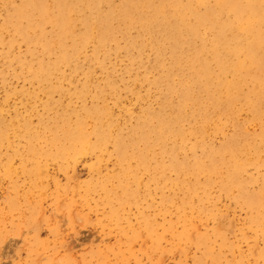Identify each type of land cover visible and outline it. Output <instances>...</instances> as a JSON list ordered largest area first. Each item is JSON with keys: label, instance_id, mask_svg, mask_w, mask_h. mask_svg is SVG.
<instances>
[{"label": "rangeland", "instance_id": "rangeland-1", "mask_svg": "<svg viewBox=\"0 0 264 264\" xmlns=\"http://www.w3.org/2000/svg\"><path fill=\"white\" fill-rule=\"evenodd\" d=\"M25 1L0 0V264H264V68L246 55L255 38L239 36L243 50L226 56L222 75L210 64L216 30L190 38V50L181 51L202 44L213 80L196 81L201 62L172 60L179 18L169 17L167 34L153 22L146 31L137 16L123 17L120 0H102L68 14L65 27L75 36L64 46L79 56L59 64L58 30L37 9L19 17ZM34 1L48 11L56 2ZM107 18L112 38L104 46L80 43L86 31L100 32L89 23ZM235 34L226 30V41ZM263 46L264 38L255 54L264 60Z\"/></svg>", "mask_w": 264, "mask_h": 264}, {"label": "bare ground", "instance_id": "bare-ground-1", "mask_svg": "<svg viewBox=\"0 0 264 264\" xmlns=\"http://www.w3.org/2000/svg\"><path fill=\"white\" fill-rule=\"evenodd\" d=\"M50 1V0H49ZM55 1V0H54ZM105 1H107V0H105ZM114 1V0H113ZM122 3H121V7L119 8L120 9V11H122V13H123V17L126 19V20H128L129 22H133L135 19H136V16H137V21H138V23H139V25L143 28V29H146V31H148L149 30V26L151 25V23L153 22L156 26H159V28H161L162 29V31L164 30L166 33L165 34H167L170 30H171V27L168 25V22H169V17L170 16H173V17H175V18H179V25H180V27H178V29H177V34H176V36H175V38L178 40H176L175 38V40H173L174 41V45H173V50H174V48H175V50H174V53H173V57L172 56H170V57H172L173 59L172 60H174L175 59V61L180 65V63H179V61L182 59V58H184V61H186V62H190V65H191V63H193V62H201V67H202V71L200 72V73H195L194 71V74H196L198 77H195L193 74L191 75L194 79H196V81H197V79H201V78H206V80H204V81H207V82H209V84L213 81H211V79H209V76L211 75L210 74V71H208V69H207V64L205 63V59H204V57H203V60H204V62H203V60H201V55H202V53L205 51V47L204 46H202V44H201V47L199 46L198 47V49H193V52L191 53L190 52V54H184V53H186V51L183 53L182 51H181V49H184L185 47L187 48L188 47V50H190V45H192V44H189V40H191L190 38H201L202 36H201V34H202V32H204V29H215L216 30V38L214 39V41L213 40H211L212 41V44L210 45V51L212 52V59H213V61H212V63H210V64H216L217 63V65H218V68L217 69H219V75H222V74H225L230 68H229V63H228V59L226 58V56L229 54H231V53H234V54H237V53H239L240 52V50H243V48L242 47H240V46H238V39H240L239 38V36H250V35H252L253 36V38H255V42L254 43H251L250 45H248V49H247V51H246V55H247V57L249 58V60H250V62L253 64V65H256L257 67H256V70L258 69V67H263L264 68V60L262 59V57H258V56H256V54L255 53H257V54H259L258 52H256V51H259V50H256V49H258L259 47L258 46H260L261 45V42H262V40H263V38H264V29H261V25L263 24L264 25V0H120ZM210 1H214L215 3V5L214 6H211L210 7V5L208 4ZM51 2V1H50ZM100 2H102V0H56V4L54 3V7H53V9H52V7H51V10H47V8H45L44 6H42V5H37V3H36V1H34V0H26L25 1V3H24V5H23V7L20 9V11H19V13H18V16L19 17H21V18H26L27 17V15H29V13L31 12V11H33V10H38V12L39 13H41V14H43V19L44 20H48L49 22H51L52 24H51V26L50 27H52V25L58 30V36H59V39L61 40H59L60 41V46L58 47V59H57V61H58V63L60 64V63H64L65 61V63H67L68 61H75V59L76 58H78V50L76 51V49L73 47V49L72 50H69V49H66L65 48V46H64V42H63V40H67L66 39V37H69L68 36V34L70 35V36H72L71 38H73L74 39V36H75V33L72 35V33L70 34V32H69V29H67L66 27H65V24H66V21H69V18H68V20H66V17L68 16V14H71V13H80V12H82L83 13V11H87L88 9H93V8H96L97 7V4L98 3H100ZM18 4H19V2H17ZM103 3V2H102ZM102 3H101V5H102ZM113 3V2H112ZM111 3V4H112ZM117 3H118V1H117ZM45 5H46V3H44ZM4 5V4H3ZM6 5V4H5ZM53 5V3H51V6ZM110 5V4H109ZM113 5H116V2L114 1V4ZM113 5H112V7H113ZM200 6H204L203 8H204V10H203V12H201V11H199V7ZM115 8V7H114ZM113 8V9H114ZM148 8V9H147ZM8 9V8H7ZM11 10V9H10ZM104 10H105V8H104ZM201 10V9H200ZM215 10H217V13H216V15L219 13V14H221V15H223V14H225L226 15V17L227 18H229L230 16H231V19L229 18V20L227 19V21H222L221 19H220V15H219V17L218 16H216L215 15V13H214V11ZM115 11H116V9H115ZM48 12H50V14H48ZM189 13V15L192 17V20L194 19V21H186L185 20V18H184V13ZM187 13L185 14V15H187ZM37 14V13H36ZM115 14V13H114ZM10 15V14H9ZM79 15H81V14H79ZM85 15V14H84ZM84 15H82V17L84 16ZM11 16V15H10ZM10 16H8V17H10ZM120 16V15H119ZM188 16V15H187ZM224 16V15H223ZM222 16V17H223ZM13 17V16H12ZM80 17V16H79ZM82 17H80V18H82ZM123 17H121V19H123ZM186 17V16H185ZM75 18H78L77 16L75 17ZM96 18V17H95ZM95 18H93L94 20H95ZM71 19V18H70ZM187 19V18H186ZM8 20V19H7ZM16 20V19H15ZM73 20V19H72ZM93 20V21H94ZM108 20H109V18H107V19H101V21H100V23H99V25H98V27H97V25L96 26H94L93 24H94V22H92V23H89L88 24V27L90 28V27H96V28H98V29H100V32L99 33H97V34H93V35H91L90 33H88L87 31H86V33H85V36H84V34H83V36H80L81 34L79 33V35L78 36H80L79 37V41H80V43L82 42V39L85 41V43H81V44H88V43H92L93 45H92V47L94 46V50H99V48H100V46H101V44H102V46H104V44L108 41V40H110V37L112 38V35L110 36V32L112 31L110 28H109V30H108ZM13 21V20H12ZM47 21V22H48ZM71 21V20H70ZM74 22H75V20H73ZM76 21H79V20H77L76 19ZM120 21V20H119ZM162 21V22H161ZM23 22V21H22ZM46 22V23H47ZM72 22V21H71ZM71 22H69V25H70V23ZM83 22L86 24V21H85V19H83ZM127 22V21H126ZM40 23V22H39ZM119 23V22H118ZM23 24H24V22H23ZM50 24V23H49ZM72 24V23H71ZM74 24V23H73ZM78 24V23H77ZM114 24V23H113ZM68 25V26H69ZM33 26V25H32ZM31 26V27H32ZM67 26V25H66ZM74 26V25H73ZM53 27V28H54ZM86 27V26H85ZM85 27H84V30H85ZM136 27V26H135ZM8 28V27H7ZM10 28V27H9ZM35 28V27H34ZM72 28V27H71ZM87 28V27H86ZM264 28V27H263ZM15 29V28H14ZM73 29V28H72ZM80 29V28H79ZM81 29H83V28H81ZM80 29V30H81ZM101 29H103V30H101ZM113 29V28H112ZM122 29V28H121ZM151 29V28H150ZM13 30V29H12ZM38 30V29H37ZM78 30V29H77ZM111 30V31H110ZM123 30V29H122ZM155 30V29H154ZM160 30V29H159ZM173 30V29H172ZM176 30V29H175ZM226 30H233L234 31V34H235V36L233 37V40H232V42H228V41H226V38L228 37V36H230L231 35V33H230V35H227V37L225 36V33H226ZM31 31V30H30ZM36 31V30H35ZM83 31V30H82ZM90 31V30H89ZM97 31H99V30H97ZM53 32V31H52ZM74 32V31H73ZM76 32V31H75ZM115 32V31H114ZM129 32V31H128ZM135 32V31H134ZM133 32V33H134ZM159 32V31H158ZM184 32H186L185 34H187V35H184L183 33ZM206 32H208V30L206 31ZM230 32V31H229ZM32 33V32H31ZM83 33H84V31H83ZM132 33V32H131ZM132 33V34H133ZM140 33H141V31H140ZM211 33V32H210ZM228 33V32H227ZM77 34H78V32H77ZM229 34V33H228ZM51 35V34H50ZM169 35V34H168ZM167 35V36H168ZM204 35V34H203ZM206 35V34H205ZM208 35V34H207ZM213 35H214V33H213ZM47 36H49V35H47ZM46 35H45V37H47ZM51 36H53V35H51ZM150 36H152L151 35V32H150V34H149V37ZM208 36H210V35H208ZM77 37V36H76ZM158 37V36H157ZM65 38V39H64ZM148 38V37H147ZM146 38V39H147ZM248 38V37H247ZM252 38V37H251ZM56 39V38H55ZM70 39V38H69ZM69 39H68V41H69ZM115 39V38H114ZM139 39V38H138ZM145 39V40H146ZM164 39V38H163ZM172 39V38H171ZM207 39V38H206ZM210 39H212V37H210ZM40 40V39H39ZM41 40H44V39H41ZM76 40V39H75ZM199 40V39H198ZM200 40H202V39H200ZM209 40V39H208ZM244 40V39H243ZM252 40V39H251ZM67 41V42H68ZM136 41V40H135ZM138 41V40H137ZM148 41V40H147ZM171 41V40H170ZM172 41V42H173ZM210 41V40H209ZM240 41H241V39H240ZM244 41H246V40H244ZM39 42V41H38ZM70 42H71V40H70ZM76 42H78V40L76 41ZM138 42H140V39H139V41ZM151 42H152V39H151ZM194 42V41H193ZM204 42V41H203ZM206 42V41H205ZM253 42V41H252ZM74 43V42H73ZM79 43V42H78ZM133 43V42H132ZM137 43V42H136ZM147 43V42H146ZM156 43V42H155ZM154 43V44H155ZM166 43V42H165ZM164 43V44H165ZM169 43V42H168ZM191 43V42H190ZM209 43H211V42H209ZM249 43V42H248ZM247 43V44H248ZM33 44V43H32ZM35 44V43H34ZM47 44V43H46ZM72 44V43H71ZM75 45H76V43H74ZM73 44V45H74ZM150 44V43H149ZM206 44V43H205ZM242 44H243V42H242ZM41 44H39L38 46H40ZM122 45V44H121ZM128 45V44H127ZM141 45V44H140ZM171 45V44H170ZM169 45V46H170ZM194 45V44H193ZM199 45V44H198ZM43 46H45V45H43ZM70 46H72V45H70ZM82 46V45H81ZM81 46H80V50H82L81 49ZM113 46V45H112ZM135 46V45H134ZM149 46V45H148ZM194 46H196V45H194ZM245 46V45H244ZM56 47V46H55ZM106 47V46H105ZM113 47H115V46H113ZM138 47H140L139 45H138ZM262 47V46H261ZM264 47V46H263ZM36 48V47H35ZM43 48V47H42ZM45 48V47H44ZM136 48H137V46H136ZM135 48V49H136ZM156 48V47H155ZM191 48H193V47H191ZM38 49H40V47H38ZM79 49V48H78ZM104 49V47L102 48V50ZM112 49V48H111ZM130 49V48H129ZM166 49V48H165ZM168 49V48H167ZM208 49V48H207ZM260 49V48H259ZM85 50V49H84ZM107 50V49H106ZM140 50V49H139ZM158 50H159V48H158ZM164 50V49H163ZM169 50V49H168ZM83 51V50H82ZM119 51V50H118ZM130 51V50H129ZM166 51V50H165ZM170 51V50H169ZM171 51H172V49H171ZM191 51H192V49H191ZM262 51V50H261ZM264 51V50H263ZM56 52V51H55ZM81 52V51H80ZM84 52V51H83ZM128 52V51H127ZM189 52V51H188ZM45 53V52H44ZM96 53H98L97 51H96ZM111 53V52H110ZM169 53V52H168ZM172 53V52H171ZM205 53H207V51H205ZM242 53V52H241ZM79 54H81V53H79ZM84 54V53H83ZM109 54V53H108ZM163 54V53H162ZM166 54V53H165ZM40 55V54H39ZM132 55V54H131ZM168 55V54H167ZM170 55H172V54H170ZM204 55V54H203ZM209 55H210V53H209ZM233 55V54H232ZM261 55V54H260ZM109 56H111L110 54H109ZM205 56V55H204ZM86 57V56H85ZM104 57H105V55H104ZM169 57V56H168ZM206 57H208V56H205V58ZM234 57V56H233ZM46 58V57H45ZM55 59L57 58V56L56 57H54ZM53 58V59H54ZM80 58V57H79ZM94 58V57H93ZM166 58V57H165ZM164 58V59H165ZM231 58V57H230ZM96 59V58H95ZM101 59V58H100ZM103 59V58H102ZM106 59V58H105ZM162 59V57L160 58V60ZM167 59V58H166ZM247 59V58H246ZM47 60V59H46ZM45 60V61H46ZM50 60H51V58H50ZM49 60V61H50ZM77 60V59H76ZM89 60V59H88ZM97 60V59H96ZM104 60V59H103ZM102 60V61H103ZM159 60V61H160ZM230 60H232V59H230ZM242 60H244V59H242ZM53 61V60H52ZM52 61H50V62H52ZM169 61V60H168ZM216 62V63H213V62ZM236 61V60H235ZM56 62V61H55ZM161 62V61H160ZM98 63H100V62H98ZM164 63V62H163ZM169 63V62H168ZM172 63H173V61H172ZM198 63V64H199ZM237 63V62H236ZM9 64V63H8ZM22 63H20V65H21ZM30 64V63H29ZM39 64V63H38ZM51 64V63H50ZM49 64V65H50ZM55 64H57V63H55ZM54 64V65H55ZM94 64V63H93ZM92 64V65H93ZM178 64H176L177 66H178ZM187 64V63H186ZM197 64V63H196ZM195 64V65H196ZM23 65V64H22ZM44 65V64H43ZM74 65V64H73ZM101 65V64H100ZM160 65V64H159ZM175 65V66H176ZM182 65V64H181ZM217 65L215 66V67H217ZM42 66V65H41ZM40 66V67H41ZM45 66V65H44ZM67 66V65H66ZM162 66H164V65H162ZM185 66H187V65H184V67ZM192 66V65H191ZM190 66V67H191ZM194 66V65H193ZM210 66H212V65H210ZM239 66H241V64L239 65ZM19 67V66H18ZM55 66H53V68H54ZM63 67V66H62ZM90 67V66H89ZM111 67V66H110ZM160 67V66H159ZM168 67V66H167ZM170 67V66H169ZM187 67H189V65L187 66ZM199 67V66H198ZM56 68H57V66H56ZM177 68V67H176ZM194 68V67H193ZM196 68H197V66H196ZM210 68H212V67H210ZM237 65L236 66H234L232 69H233V72L234 73H236V71H237ZM241 68V67H240ZM239 68V69H240ZM243 68V67H242ZM32 69H33V67H32ZM59 69H61V68H59ZM114 69V68H113ZM149 69V68H148ZM160 70H162L161 68H159ZM165 69H166V67H165ZM178 69V68H177ZM180 69V68H179ZM178 69V70H179ZM183 69H185V68H183ZM182 69V70H183ZM190 69V68H189ZM188 69V70H189ZM201 69V68H200ZM214 69V68H213ZM262 69V68H261ZM29 70V69H28ZM36 70V69H35ZM34 70V72H39V71H35ZM37 70H39V68H37ZM45 70H48L47 69V67H43V69H41L40 71H44L45 72V75L43 74L42 76H44V77H47L46 75H48L50 72L49 71H45ZM58 70V69H57ZM62 70V69H61ZM117 70V69H116ZM169 71L171 70V69H168ZM174 70V69H173ZM177 70V71H178ZM182 70H181V72H182ZM192 70H194V69H192ZM249 70V69H248ZM246 71V72H250V71ZM250 70H251V68H250ZM30 71V70H29ZM75 71V70H74ZM169 71H168V75L170 74L169 73ZM190 71V70H189ZM216 71V70H215ZM218 71V70H217ZM216 71V72H217ZM262 71V70H261ZM20 72V71H19ZM57 72V71H56ZM158 72V71H157ZM162 72V71H161ZM166 72V71H165ZM172 72V71H171ZM191 72V71H190ZM193 72H191V73H193ZM229 72V71H228ZM231 72V71H230ZM245 71L243 70V73H244ZM253 72H255L256 73V71H253ZM87 73V72H86ZM148 73V72H147ZM176 73V72H175ZM179 73V72H178ZM185 73V72H184ZM239 73V72H238ZM263 73V72H262ZM41 74H42V72H41ZM53 74V73H52ZM51 74V75H52ZM63 74V73H62ZM88 74H89V72H88ZM177 74V73H176ZM180 74V73H179ZM181 74H183V73H181ZM214 74V73H213ZM229 74V73H228ZM237 74V73H236ZM241 74V73H240ZM240 74L238 75L239 77H240ZM248 74V73H247ZM247 74H244L245 76L247 75ZM250 74L252 75V73L250 72ZM250 74H248L249 76H250ZM29 75H30V72H29ZM37 75V74H36ZM50 75V74H49ZM48 75V76H49ZM166 75H167V73H166ZM173 75H174V72H173ZM172 75V76H173ZM178 75V74H177ZM216 75V74H215ZM218 75V76H219ZM257 75V74H256ZM34 76V75H33ZM39 75H37V77H38ZM42 76H41V78H42ZM110 76V75H109ZM115 76V75H114ZM130 76V75H129ZM179 76V75H178ZM177 76V77H178ZM187 76H189V75H187ZM213 76V75H212ZM18 77V76H17ZM54 77H56V75L54 76ZM168 77H171V76H168ZM180 77V76H179ZM179 77L177 78V79H179ZM183 77V76H182ZM191 77V78H192ZM211 77V76H210ZM216 77V76H215ZM214 77V78H215ZM226 77V76H225ZM224 77V79L223 80H225L226 78ZM247 77V76H246ZM250 77H253V75L252 76H250ZM264 77V76H263ZM25 78V77H24ZM86 78V77H85ZM84 78V79H85ZM120 78V77H119ZM125 78V77H124ZM172 78V77H171ZM170 78V79H171ZM175 78V77H174ZM185 78V77H184ZM192 78V79H193ZM213 78V79H214ZM222 78V77H221ZM229 78V77H228ZM236 78V77H235ZM261 78H262V76H261ZM50 79V78H49ZM48 78H47V80H49ZM90 79H91V77H90ZM169 79V80H170ZM186 79H187V77H186ZM189 79V78H188ZM207 79H209V81L207 80ZM240 79V78H239ZM250 79V78H249ZM252 79V78H251ZM250 79V80H251ZM253 79H255V78H253ZM260 79V78H259ZM264 79V78H263ZM262 79V80H263ZM46 80V81H47ZM59 80V79H58ZM173 80V79H172ZM176 80V79H175ZM175 80H174V82H175ZM219 80H220V78H219ZM218 80V81H219ZM247 80V79H246ZM50 81V80H49ZM89 81V80H88ZM119 81H120V79H119ZM132 81H134V80H132ZM171 81V80H170ZM179 81H181V80H179ZM179 81H176L175 83L177 84ZM182 81H183V79H182ZM189 81V80H188ZM193 81V80H192ZM204 81H202V83L204 82ZM211 81V82H210ZM216 81V80H215ZM221 81V80H220ZM226 81V80H225ZM233 81H236L235 79H233ZM245 81V80H244ZM43 82V81H42ZM185 82V81H184ZM194 82V81H193ZM192 82V83H193ZM229 82V81H228ZM231 82V81H230ZM240 82V81H239ZM246 82V81H245ZM263 82V81H262ZM39 83V82H38ZM44 83H45V81H44ZM109 83V82H108ZM111 83V82H110ZM171 83V82H170ZM187 83V82H186ZM191 83V84H192ZM194 83H196V82H194ZM199 83V82H198ZM215 83H217V82H215ZM214 83V84H215ZM219 83V82H218ZM223 83H226V82H223ZM247 83V82H246ZM46 84V83H45ZM127 84V83H126ZM169 84V83H168ZM172 84H174V83H172ZM180 86H181V83L179 82L178 83ZM190 84V83H189ZM200 84H201V82H200ZM205 84V85H204ZM204 84H201L202 86L204 85L205 87H206V83H204ZM208 84V83H207ZM227 84V83H226ZM250 84V83H249ZM248 84V85H249ZM259 84H260V82H259ZM41 85H43V84H41ZM56 85V84H55ZM175 85V84H174ZM183 85V84H182ZM185 85V84H184ZM200 85V86H201ZM223 87H224V85L223 84H221ZM236 85H237V83H236ZM251 85H253V84H251ZM37 86V85H36ZM187 86V85H186ZM208 86H210V85H208ZM257 86V85H256ZM255 86V87H256ZM47 87V86H46ZM169 87H171V89H172V86H170V84H169ZM168 87V88H169ZM174 87V86H173ZM183 87V86H182ZM212 87H215L214 85L212 86ZM216 87H218L217 85H216ZM221 87V86H220ZM247 87V86H246ZM253 87V86H252ZM167 88V89H168ZM176 88V87H175ZM181 88V87H180ZM186 88V87H185ZM190 88V87H189ZM234 88H236V87H234ZM233 88V89H234ZM44 89V88H43ZM170 89V90H171ZM178 89V88H177ZM184 89V88H183ZM183 89H181V90H183ZM195 89V88H194ZM201 89H202V87H201ZM200 89V90H201ZM250 89V88H249ZM260 89V88H259ZM258 89V90H259ZM185 90V89H184ZM191 90V89H190ZM197 90V89H196ZM196 90H195V92H196ZM203 90H204V88H203ZM205 90H208L207 88H205ZM212 90H216V89H212ZM228 90V89H227ZM226 90V91H227ZM245 90V87H244V89H243V91ZM257 90V89H256ZM172 91V90H171ZM174 91V90H173ZM177 91V90H176ZM188 91V90H187ZM187 91H185V92H187ZM192 91V90H191ZM202 91V90H201ZM218 91V90H217ZM223 91V90H222ZM225 91V92H226ZM260 91H261V89H260ZM178 92V91H177ZM198 92L200 93V91H197V94H198ZM203 92V91H202ZM214 92V91H213ZM221 92V91H220ZM250 92V91H249ZM254 92H255V90H254ZM254 92H253V95L252 96H256V95H254ZM262 92H264V89H262ZM173 93V92H172ZM183 94V92H180V94ZM232 94H233V92H231ZM244 93V92H243ZM251 93H252V91H251ZM250 93V94H251ZM258 93V92H257ZM206 94V93H205ZM208 94V93H207ZM211 94H213V93H211ZM210 94V95H211ZM223 94H224V92H223ZM231 94V95H232ZM241 94V93H240ZM246 94V93H245ZM256 94V93H255ZM260 94V93H259ZM259 94H257V95H259ZM178 95V94H177ZM193 95H196L195 93L193 94ZM225 96L227 95V94H224ZM230 95V94H229ZM247 95V94H246ZM245 95V96H246ZM264 95V94H263ZM169 96V95H168ZM171 96V95H170ZM168 97L169 99L171 98V97ZM189 96V95H188ZM202 96V95H201ZM209 96V95H208ZM242 96V95H241ZM172 97H174V96H172ZM185 98H186V96H184ZM191 98H192V95L190 96ZM207 97V96H206ZM206 97H204V98H206ZM210 98H213L212 96H209ZM221 97V96H220ZM229 97V96H228ZM232 97V96H231ZM251 97V96H250ZM262 97V96H261ZM176 98H177V96H176ZM189 98V97H188ZM188 98H187V100L186 101H188ZM198 98V97H197ZM196 98V99H197ZM202 98V97H201ZM216 98V97H215ZM233 98V97H232ZM232 98H231V100H232ZM247 98H248V95H247ZM258 98V97H257ZM181 99H183V97H181ZM208 99V98H207ZM214 99V98H213ZM229 99H230V97H229ZM245 99V98H244ZM250 99V98H249ZM248 99V100H249ZM255 98H253L252 100H254ZM173 100V99H172ZM176 100H179V99H176ZM189 100H190V98H189ZM193 100H194V98H193ZM192 100V101H193ZM218 100H220L219 98H218ZM228 102H229V100L228 99H226ZM226 100H225V102H226ZM247 100V99H246ZM260 100V99H259ZM262 100H264V99H262ZM261 100V101H262ZM165 101H168V99L167 100H165ZM186 101H185V103H186ZM196 101H198V100H196ZM203 101V100H202ZM207 101V100H206ZM209 101V100H208ZM210 101H212V99H210ZM235 101H237V100H235ZM235 101H233V103L235 102ZM250 101H251V99H250ZM256 101V100H255ZM254 101V102H255ZM178 102V101H177ZM184 102V101H183ZM194 102V101H193ZM217 102V101H216ZM215 102V103H216ZM220 101H218L217 103H219ZM227 102V103H228ZM169 103H171L172 104V102H167V104H169ZM185 103H184V105H185ZM192 103V102H191ZM195 103V102H194ZM196 103H198V102H196ZM204 104V103H202V102H200V100H199V104ZM226 103V104H227ZM166 104V105H167ZM176 104V103H175ZM178 104H180V102L178 103ZM186 104H188V103H186ZM214 103H212V107H217V104H216V106H214L213 105ZM229 104V103H228ZM242 104V103H241ZM250 104V103H249ZM260 104L262 105V103L260 102ZM48 105V104H47ZM49 105H50V103H49ZM170 105V104H169ZM182 105V104H181ZM191 105V104H190ZM210 105H211V103H210ZM223 105V104H222ZM231 105V104H230ZM237 105V104H236ZM235 105V106H236ZM240 105V104H239ZM243 105H244V103H243ZM168 106V105H167ZM172 106V105H171ZM174 106V108H175V105H173ZM172 106V107H173ZM183 106V105H182ZM195 106H197V104L195 105ZM200 106V105H199ZM205 107H206V103H205V105H204ZM203 106V107H204ZM226 106V105H225ZM234 106V107H235ZM242 106V105H241ZM162 107V106H161ZM160 107V109H162ZM164 107L165 106H163V110H164ZM187 107V106H186ZM212 107H210V109H212ZM221 107V106H220ZM223 107H224V105H223ZM231 107V106H230ZM259 107H261V106H259ZM30 108V107H29ZM170 108V107H169ZM173 108V109H174ZM178 108V107H177ZM181 108H183V107H181ZM207 108V107H206ZM226 108V107H225ZM232 108V107H231ZM242 109H244L243 107H241ZM159 109V110H160ZM176 109V108H175ZM174 109V110H175ZM198 109V108H197ZM202 109H204V108H202ZM208 109V108H207ZM214 109V108H213ZM219 109V108H218ZM221 109V108H220ZM219 109V110H220ZM223 110H224V108H222ZM227 109V108H226ZM252 109H253V106H252ZM251 109V110H252ZM178 110H180V109H178ZM177 110V111H178ZM184 110V109H183ZM209 110V109H208ZM229 110V109H228ZM231 110V109H230ZM172 111V110H171ZM185 111V110H184ZM184 111H182L181 112V110L179 111V112H181V113H183ZM190 111H191V109H190ZM207 111V110H206ZM222 111V110H221ZM240 111H241V109H240ZM244 111V110H243ZM246 111V110H245ZM263 111V110H262ZM37 112V111H36ZM40 112V111H39ZM159 112H162V111H159ZM168 112H170V111H168ZM178 112V113H179ZM227 112V111H226ZM230 112V111H229ZM236 112V111H235ZM254 112V111H253ZM95 113V112H94ZM167 113V112H166ZM171 113V112H170ZM177 113V114H178ZM194 113V112H193ZM223 113V112H222ZM233 113V112H232ZM238 113V112H237ZM240 113V112H239ZM239 113H238V115L237 116H239ZM255 113V112H254ZM185 114V113H184ZM229 114V113H228ZM259 114V113H258ZM257 114V116H259ZM261 114V113H260ZM179 115V114H178ZM183 115V114H182ZM182 115H180V116H182ZM194 115V114H193ZM195 115H196V112H195ZM173 116H176L175 114L173 115ZM184 116H189V115H184ZM225 116H227V117H229L230 115H225ZM250 116V115H249ZM230 117H232V116H230ZM260 117V116H259ZM264 117V116H263ZM225 118V117H224ZM255 118V117H254ZM258 118V117H257ZM262 118V117H261ZM234 120H236V119H234ZM239 120V119H238ZM254 120V119H253ZM263 120V119H262ZM229 122H230V120H228ZM255 121V120H254ZM236 122V121H235ZM257 122H258V120H257ZM237 123H239V122H237ZM261 123V122H260ZM233 125H235V124H233ZM239 125V124H238ZM241 125V124H240ZM244 125V124H243ZM262 124H260V126H261ZM237 126V125H236ZM235 126V127H236ZM264 126V125H263ZM77 127V126H76ZM238 127V126H237ZM244 127V126H243ZM216 128V127H215ZM219 128V127H218ZM264 128V127H263ZM2 129V128H1ZM75 129V128H74ZM77 129V128H76ZM77 132V131H76ZM247 132V131H246ZM249 132V131H248ZM2 133H3V131H2ZM259 133V132H258ZM264 133V132H263ZM79 134H80V136H81V132H79ZM249 134V133H248ZM252 134V133H251ZM1 135V134H0ZM77 135V133L76 134H74V136H76ZM260 135V134H259ZM258 135V136H259ZM2 136V135H1ZM78 136V135H77ZM262 137H264L263 136V134H262ZM77 138V137H76ZM185 138V137H184ZM73 139H74V137H73ZM99 139V138H98ZM75 140V139H74ZM84 142V141H83ZM263 144V143H262ZM261 145V144H260ZM261 147H263V145L261 146ZM264 150V149H263ZM261 151H262V148H261ZM259 154H260V151H259ZM200 155V154H199ZM263 175V174H262ZM172 181V180H171ZM175 185V184H174ZM187 204V203H186ZM177 209H179V207L177 208ZM201 237V236H200ZM178 238V237H177ZM244 256V255H243ZM209 257V256H208ZM241 261V260H240ZM244 262V261H243ZM203 263V262H202Z\"/></svg>", "mask_w": 264, "mask_h": 264}]
</instances>
